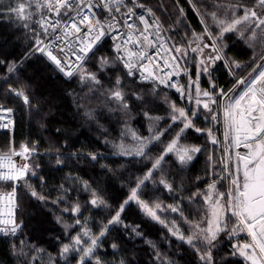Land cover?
Returning a JSON list of instances; mask_svg holds the SVG:
<instances>
[{
    "label": "snow or ice",
    "instance_id": "snow-or-ice-1",
    "mask_svg": "<svg viewBox=\"0 0 264 264\" xmlns=\"http://www.w3.org/2000/svg\"><path fill=\"white\" fill-rule=\"evenodd\" d=\"M131 3L132 7H129L125 0H14L7 6L8 13L21 21L22 26L26 29L35 32V28L32 27V24H35L45 34H49L50 30L52 34H55L58 29L61 30L62 36H55V39L64 38L71 56H68L64 47L58 46L59 51L65 54V59L62 61L53 55L50 50L51 45L45 44L42 39L35 41L33 51L46 54L66 76L71 77L76 74L81 81L87 82L90 86L102 87L98 74L89 71L87 64L94 60L99 69L103 71L105 68H115L116 61H119L123 65L126 76H138L142 81H150L154 85L175 89L181 100L192 104L190 109L180 107L165 96L164 100L168 103L169 120L171 121L167 127H159L157 124L156 127L150 128L151 135L149 137L139 136L135 130L127 128L125 135H131L137 143L133 149H128L123 144L119 145L121 153L141 156L146 159L151 158L150 146L154 142H161V137L167 132L171 131V135L164 143L160 155L152 158L149 170L142 178L137 179L136 188L132 189L128 199L120 205L115 215L108 220L107 225L98 234H93L86 223H81L79 202L70 205L71 214L77 219L72 224H65V230L67 232L78 225L80 227L79 231L70 237L69 243L62 245L60 256L68 264H71L69 257L75 260V264H103L97 254L98 249L102 246V238L108 233L109 226L117 224L126 226L123 225L120 214L124 211V206L132 201L139 205L146 215L168 228V231L177 240L190 246L196 252L200 264H232V258L235 257L242 258L244 264H264V64H257L252 69L255 75L250 73L251 79L247 82L245 79L237 78L236 87L245 85L239 93H236L235 87L229 89L228 92H225L224 89H218L217 92L218 95L229 101L223 106L225 156L221 158L227 175L218 178V180L226 179L230 184L227 199L225 200V193L217 189L218 180L209 183L205 193H194L190 199L201 195L207 206L204 218L199 222H194L184 216L183 210L178 204L164 205L156 201L149 204L141 200L138 195V190L142 186L157 182L153 180V173L161 175L162 168L167 164L166 156L174 157L176 162L184 167L198 153L206 150L200 145L182 142V140L188 139L189 130L197 134H205L214 145L221 143L211 128L202 129L195 123L198 118L213 123L219 122V111L212 107L217 104L216 96L208 89H201L200 75L201 72L207 75L210 87L216 89L217 85L212 82L210 69L215 67L217 61H222L225 66H228L230 72L234 68L242 67L239 62L229 61L226 56L225 49L228 45L225 42V35L235 34L240 39L255 40L257 39L256 29H260L264 35V0H253L251 5L244 3L243 0H212L205 12H200L197 5L192 4V0H189L200 16V23L204 26L203 32L197 34L193 31L192 38L187 41V44L179 46L174 43L169 46L163 39L161 36L162 25L158 22V18L150 24L146 16H137L136 14V9L140 8L154 16L151 9L146 8L143 3H137L136 0H131ZM85 8L88 9V12L83 11ZM122 8L126 10L121 12ZM44 9L54 13L56 17H61L63 14L69 18L70 23L62 20L53 22L50 16L44 15ZM95 9H103L111 17V20L106 17L102 21L96 15ZM182 12L183 9H181ZM70 13H75V16H70ZM116 13H121L123 19L118 18ZM76 17H79L78 22ZM133 17H136L139 25L135 21L129 22ZM212 25H215V31L212 30ZM122 27H126L127 31H120ZM150 29L155 31H150ZM249 32L250 35H246ZM71 37L75 39L69 42ZM106 38L113 42V48L117 54L113 60L107 56H97V52L103 46ZM150 48L157 49L153 56L148 54ZM205 49H210L207 55H205ZM189 50L198 53L201 57L197 65L195 80L188 75L187 67L181 66V61L188 57ZM161 52L166 53V56H161ZM260 59L264 60V56H261ZM0 63L3 62L0 61ZM257 69H259L258 72ZM14 70L15 64L8 68L9 72ZM181 73L188 76L186 85L180 84L178 80H173L174 76L178 77ZM114 85L113 88L106 90L107 98L115 101L119 110L127 112L129 106L120 76H116ZM10 91L16 96L22 97L25 104L30 102L29 96L23 89H10ZM150 94H156L155 87ZM201 97L207 99H201ZM134 98L141 102L144 101L142 94H134ZM202 110L211 115L201 117ZM11 111L10 108L0 106V112L11 113ZM144 115L148 116L147 113ZM4 118V116H0V120ZM148 118L156 122L164 119L163 117ZM11 123L12 121L9 120L8 124H0V127L7 128ZM173 125L176 127L173 128ZM240 148L246 151L241 153ZM233 150L235 151L233 152ZM35 152L34 146L30 147L25 143L21 144L18 150L15 147H10L7 153H0V189L5 184H8L10 188L9 191H0V233L5 235H15L22 228V222L17 220L18 184L22 182V186L29 189L32 197L39 200L46 199L27 180L30 175H36L35 169L39 167L31 163ZM89 156L92 160H96L94 154H89ZM14 157H20V163H17ZM209 159L211 160V157ZM56 162L62 164L63 160L58 157ZM158 183L169 192L173 191L172 185L164 178L161 177ZM82 187L92 194V198L88 202L91 206L108 207L103 196L92 189L87 182H84ZM64 211L68 212L69 208H65ZM165 212L178 213L181 219L189 224L190 234L185 236L175 221H168L167 217L162 218L161 214ZM58 222H60L59 218ZM132 231L136 232V228H132ZM240 233H246L251 238L250 242L233 243L230 254L217 251L221 234L233 239ZM137 234L139 235V233ZM111 247L115 249L117 245L113 244ZM214 252H217L215 257ZM157 259H160L159 255H157ZM121 264L124 262L121 261ZM168 264H173V262L169 261Z\"/></svg>",
    "mask_w": 264,
    "mask_h": 264
},
{
    "label": "trees",
    "instance_id": "trees-1",
    "mask_svg": "<svg viewBox=\"0 0 264 264\" xmlns=\"http://www.w3.org/2000/svg\"><path fill=\"white\" fill-rule=\"evenodd\" d=\"M204 1L208 5L212 0ZM141 2L152 11L159 9L156 12L162 21L169 25L170 30L176 29L174 37H182L186 27L201 32L199 17L187 0H166L164 4L156 2L157 7L151 6L148 0ZM160 3L165 11L164 6H168L166 13L162 12ZM193 3L202 11L198 0H193ZM181 9L183 25H176ZM38 29L40 39H43V31ZM37 39L30 29L0 14V61L3 62L0 63V104L12 107L16 112L14 131H0V153H7L10 147L18 150L25 143L34 146L36 152L31 163L39 167L35 169L36 175H30L27 180L46 198L39 200L32 197L29 189L21 186L17 220L22 222V233L15 238H0V264H68L60 256L61 248L69 243L80 226L66 232L57 217L62 216L66 224L74 223L77 217L65 213L64 209L71 211L70 205L79 202L81 223H86L93 234H98L136 188L137 179L149 170L152 158L161 153V144L156 143L150 147L151 158L148 159L118 155L114 145L121 140L124 128L131 126L143 132L147 120L144 113L164 116L166 110L162 100L166 94L180 104L177 95L169 89L129 79L119 62L116 69L107 71L109 76L101 77V88L88 90L89 87H84L77 77L60 73L43 53L34 52ZM232 47L230 51L236 60L250 61L251 50H245L240 42H235ZM261 54L259 52L256 58ZM97 56H113L109 39H105ZM252 62L249 64L252 65ZM13 64L15 70L9 72L8 68ZM116 76L122 78V86H126L131 93L127 96L129 113L117 111L113 102L100 93L107 84L104 82L108 80L113 85ZM214 78L223 89L230 88L235 82L223 67L214 71ZM154 87L156 94L152 95ZM10 89H23L30 102L25 104L22 97L13 94ZM134 94H142L144 101L136 100ZM197 123L205 128L202 121ZM219 135L221 138V131ZM187 137L182 142L208 147L205 134L191 130ZM207 151H201L190 165L184 167L174 157H167V167L162 168L161 175L153 173V180L157 182L147 183L139 189L140 198L149 203L178 204L189 221L199 219L202 214L199 195L194 199L190 197L200 193L204 181L210 178ZM89 154H94L96 160H92ZM214 156L220 164L222 155L216 151ZM58 157L63 160L62 164H57ZM161 177L171 183L172 192L158 183ZM84 182L103 196L108 207H93L88 203L92 194L82 187ZM174 220L182 231H187L189 224L178 213L169 217V221ZM121 221L126 226H109L108 233L102 238L97 254L103 264H121V261L124 264H168L169 261L173 264H200L190 246L173 237L165 226L150 219L134 203L129 202L125 206ZM132 228H136V232ZM113 244L117 245L115 249L111 247ZM230 244L224 242L219 252L230 254ZM216 255L217 252L214 257ZM69 260L75 264L72 257ZM232 264L244 262L235 257Z\"/></svg>",
    "mask_w": 264,
    "mask_h": 264
},
{
    "label": "rangeland",
    "instance_id": "rangeland-1",
    "mask_svg": "<svg viewBox=\"0 0 264 264\" xmlns=\"http://www.w3.org/2000/svg\"><path fill=\"white\" fill-rule=\"evenodd\" d=\"M165 1L166 0H148V3H150L151 6L154 5L155 7H157V4H155L156 2L157 3L158 2H161V3L164 4ZM13 2H14V0H0V14L3 13V14H5V17H7L9 20H13L14 22H18L19 24H22L21 21H18L17 18L14 15L9 14L8 11H7V6L10 3H13ZM187 2L189 4L190 8L197 14V10L192 7V5L189 3V0H187ZM204 2H205L204 0H198L199 6L202 9V11H200V12H205L206 10H208V6L212 3V1H209L208 2V5L207 4L205 5ZM243 2L246 3V4H248V5H251L252 2H253V0H243ZM161 3H160V7H161ZM192 4H194L193 3V0H192ZM167 7L168 6H166V7L164 6V8H166V11L168 10ZM32 10L34 11L35 9L33 8ZM45 11H47V9H44L43 10L44 13H45ZM153 11H154L155 15L157 16L160 24L162 25V30L164 32V35H165L166 40H168L170 44H173L174 43L177 46H179V45H186L187 44V41H189L192 38V32L193 31L195 33H197V34H202V32H203V27L204 26L200 23V25H201V32H196L194 29H190L189 27H186L185 32L183 31V33H182V37L176 38V37L173 36V34L176 33V31H175L176 29L175 28H172V30H170L168 28L169 25H166L162 21V17H160V15L156 12V11H159V9L155 8ZM166 11H165V9L162 8V12L166 13ZM238 15H239V13H238ZM179 16H180V18L178 17L175 23H176V25H178L179 23L183 25L182 20L184 19L183 18L184 16H183V12L181 13V10H180ZM198 17H199V22H200V16L198 15ZM208 20H209V23H211L210 18H208ZM32 27L35 28V32L32 31L33 34L35 35V37H37L38 39H40V33H39L40 30L38 29L39 27L37 25H35V24H32ZM212 30L215 31V25H212ZM256 33H257V39H255V40H244V39H240L237 36H235V34H226L225 35V42L228 45V47L225 49L226 56L229 58V61L235 60V61L239 62L242 65L243 68L242 67L241 68H234L233 71L230 72L228 66H225L222 61H217L215 67H213L212 69H210L211 77H212V82H214L217 85V88L216 89H213V88L210 87L209 80H208V76L205 75L203 72H201L200 80H199L200 87H201L202 90L203 89H208L209 91L213 92V94L216 96L217 104L216 105H212V107H213L214 110H218L219 111V116H218L219 122L213 123V122H211L209 120H205L203 118H198L195 121V123H196V126L200 127V125H198L197 122L198 121H202V124L205 125V128H211L212 129L213 134L216 136V138L219 141H221V143H218V144H215L214 145V144L211 143L210 138L207 137L206 142H207L208 147H206V151H207V148H208V151L206 153H208L207 154L208 156H206V161H207V163H210V166H209V168H210V178L208 180H205L204 181L205 182V185L203 186V189H201L200 193H205L207 191V188H208V184L209 183H212L213 181H217L220 176H226L227 175V173L224 171V167H223L222 160H221L220 164H217L216 156H214V152L217 151V153H220L222 155L221 158L225 156L224 144H223V133H224L223 106L226 105L229 101H228V99H226L224 97H221L220 95L217 94L218 89H223V88L218 85L216 79L214 78V71L216 69L220 68V67H223L225 70H227L229 72V74L231 75V77L233 79H235V82L230 86V88L224 89L225 92H228L229 89H233L234 87H235L236 93H239L240 91H242L243 88L245 87V85H240V86L236 87V80H237V78L245 79V81L247 82L248 80L251 79L250 73L252 75H255V73L252 72V69L257 64H264V60H261L260 59L261 56H264V35H262L260 29H256ZM246 35H250V32L249 33H246ZM205 40H207V37H205ZM235 42H240L242 44V46L245 48V50H251L252 51L251 59L249 61V62H252L253 61L252 62V65H250L249 62H243V61L241 62V61H238V60H236L234 58V56H233V54L231 53L230 50H231V48H233L232 46H233V44ZM193 46H195V45H193ZM112 50H113V56H108V58L110 60H113L116 57L113 48H112ZM209 51H210V49H205V55H207ZM259 52H262V54L258 58H256V56L258 55ZM200 58L201 57L199 56L198 53H193V52H191L189 50L188 57L185 60L181 61V65L183 67L184 66L187 67L188 75L191 76V78L193 80L196 79L197 65H198V62H199V59ZM117 66H118V61H116L115 69H116ZM87 68H88L89 71L96 72L98 74V78L100 80H101V77L102 76H105V75L106 76H109L107 74V71H109L111 69V68H105L103 71H101L94 60L93 61H90L87 64ZM258 71H259V69H257V72ZM123 72L125 74V71L124 70H123ZM120 75L122 76V74H120ZM74 76L77 77L80 80V78L76 74L73 75V76H71V77H74ZM128 78L129 79L135 78L137 80V82H139L141 84L154 85L152 82H145V81L139 80L137 77H128ZM123 79H124V77H123ZM187 80H188V76L184 75V77L182 79V84L186 85L187 84ZM80 82H81V84L84 87H89L88 90H97V88L100 87V86H90L87 82H84V81H81V80H80ZM104 83H107V84H105V87L102 90H100V93L107 98V92H106V90L113 88L115 85L114 84L112 85L110 83V81H108V80L106 82H104ZM154 86L155 87H158V85H154ZM122 87H123V91L125 92V98H126V100L128 102V106H129L127 112H125V111H122V112L129 113L130 105H129V100L127 99V96H129L131 93L126 88V86H122ZM193 95H194V93H193ZM229 95H232V94L229 93ZM166 96L168 97L169 101L175 102L174 99H172L169 95L166 94ZM177 99L180 102V104L175 102L178 106H180V107H186V108H189V109L192 107V104H188L185 100H181L179 97ZM201 99H205L206 100L207 98L206 97H201ZM111 102H113V105L115 107H117L115 101H111ZM162 104L164 105V108L166 110L165 115L164 116H158V115H148V116H146V119L147 120H146V128H145V131H143V132L142 131H139L136 128L131 127V126H127L126 128H124V132L122 134L121 140L114 145V150L116 151V153L118 155L125 156V157H133V156H135V155L122 154L121 151H120V148L118 147L121 144H123L128 149H133L136 146V143L137 142L132 139L131 135H125V132L127 131V128H131L132 130H135L136 133L139 136L149 137L151 135L150 128L156 127L157 124H158L159 127H167V125L169 123H171V121L169 120V106H168V103H166L165 100L163 99L162 100ZM117 111H121V110H119L118 107H117ZM204 115H211V114L205 113L202 110L201 113H200V116L203 117ZM148 117H163L164 119H161L158 122H156V121L150 120ZM175 127L176 126L173 125V128H175ZM189 131H191V130H189ZM220 131H221V138H220V135H219L220 134ZM170 135H171V131L165 133V135L163 137H161V142H154L152 145H154L156 143L157 144L160 143L161 144V150H162L164 148V143L167 142V140L170 138ZM183 143H186V142H183ZM234 151L235 150H233V152ZM239 151L241 153H243L246 150L243 149V148H240ZM202 152H203V150H202ZM199 154L200 153H198L194 157V159L188 165H190L196 159V157ZM167 157H169V156H166L165 157V160L167 159ZM209 157H211V160L209 159ZM16 158L18 160V163H20L21 158L20 157H16ZM165 167H167V164L163 167V169H165ZM169 184H171V183H169ZM229 187H230V184H229V182L226 179H219L218 180L217 189L219 191H222V192L225 193V200L227 199V192L229 190ZM138 195H139V190H138ZM199 198L201 200V205H202V211H201L202 214H201V217L199 219L194 220V222H199L202 218H204L205 213H206L207 206L204 204V201H203L201 195H199ZM130 202L131 203H134L135 205H137L135 202H132V201H130ZM149 204H152V203H149ZM125 206H124V208H125ZM137 206L145 214V212L142 210V208L139 205H137ZM65 213L70 214L71 211H68V212H65ZM121 214H122V212H121ZM121 214H120V219H121ZM173 214L174 213H172V212H165V213H162L161 214V217L162 218L167 217V220L169 221V217L170 216H173ZM146 216H148V215H146ZM57 218H59V221L61 222V224L63 226L66 224L64 222V219H63L62 216H58ZM149 218L152 219L151 217H149ZM176 224H177V222H176ZM161 225H163V224H161ZM202 226H204V225H202ZM229 226L231 227V225H229ZM182 232L184 233L185 236L189 235L190 234V226L188 227L187 231H182ZM250 240H251V238L249 236H247L246 233H240L238 236L234 237L233 239H229V238H227L225 236V234H221V236H220V243L217 246V251L218 252L220 251V248L223 246V243L224 242H229V243H231L230 245H232L233 243H236V242H240V243L250 242ZM215 253L216 252H214L213 255ZM237 258H239V257H237ZM239 259L242 260V258H239Z\"/></svg>",
    "mask_w": 264,
    "mask_h": 264
},
{
    "label": "built area",
    "instance_id": "built-area-1",
    "mask_svg": "<svg viewBox=\"0 0 264 264\" xmlns=\"http://www.w3.org/2000/svg\"><path fill=\"white\" fill-rule=\"evenodd\" d=\"M136 2H137V3H141V0H136ZM125 3H126L129 7H132V6H133L132 3H131V0H125ZM146 8H149V7L146 6ZM149 9H150V8H149ZM125 10H126V9H123V8H122V9H121V12H123V11H125ZM83 11H84V12H88V9L85 8V9H83ZM94 11L96 12V15H97L102 21L105 20L106 17H107L108 20H111V17L108 16V14H107L103 9H95ZM151 11H152V10H151ZM152 13H153V11H152ZM136 14H137V16H139V15H144V16H146V18H148L150 24L153 23L154 21H156V19H157V17H156L155 15L152 16V15H150L148 12H146L144 9H140V8H137V9H136ZM44 15H45V16H50V17L52 18V21H53V22H55L56 20H62L63 22L70 23L69 18L63 16V14L61 15V17H56L54 13H50V12H47V13L44 14ZM69 15H70V16H75V13H70ZM116 16H117L118 18L123 19V17L121 16V13H116ZM76 19H77V22H78L79 17H76ZM133 21H135V22L139 25V21L136 20V17H133L132 20H130L129 22L131 23V22H133ZM158 22H159V20H158ZM159 23H160V22H159ZM160 25H161V24H160ZM141 27H142V25H141ZM120 31H122V32H126L127 29H126V27H122V28L120 29ZM150 31H153V32H154L155 30H154V29H150ZM43 34H44V37H43L42 40L45 42V44H49V45H51L50 50L52 51L53 55H56L58 58H60V59L63 61V60L65 59V54L59 51V47H64V48H65V52L68 54V56H71V52L69 51L68 47L65 45L64 38L62 37L60 40H56V39H55V36H58V35L62 36V32H61V30L58 29L57 32H56L55 34H52V33H51V30L49 31V34H45V33H43ZM161 36L163 37V39H164L165 41H167L168 45L171 46V44L169 43V41L166 40L162 28H161ZM74 39H75L74 37L69 38V42L74 41ZM109 40H110V39H109ZM110 41H111V40H110ZM111 43H112V48H113V42L111 41ZM58 46H59V47H58ZM113 49H114V48H113ZM156 51H157L156 48H150V49H148V54H149L150 56H153V55L156 53ZM114 52H115V50H114ZM44 55L49 59V57H48L46 54H44ZM116 55H117V54H116V52H115V56H116ZM160 55H161V56H166V53L161 52ZM73 59H74V57H73ZM157 59H159V58H157ZM49 60H50V59H49ZM50 61H51V60H50ZM51 62L56 66V64H55L53 61H51ZM118 62H119V61H118ZM119 63H120V62H119ZM120 64H121V63H120ZM121 66L123 67L122 64H121ZM181 66H182V65H181ZM182 67H183V66H182ZM56 68L58 69V71H59L60 73H62L63 75H65L63 72H61V71L59 70V68H58L57 66H56ZM73 75H75V74H73ZM184 75H185L184 73H181L178 77H175V76H174V77H173V80H178L179 83L182 84V79H183ZM65 76H66V75H65ZM137 78H138V76H137ZM138 79H139V78H138ZM139 80H140V79H139ZM145 82H150V81H145ZM158 86L165 88L163 85H158ZM166 89H169V90L173 91V92L179 97V93H177V92L175 91V89H172V88H166ZM0 106H2V107H4V108H10V109H12L11 113H3V112H0V116H4V117H5L4 119L0 120V124H8V123H9V120L12 121V123L10 124L9 127H7V128L0 127V131H4V132H13L14 129H15V116H16L15 109L12 108V107L3 106V105H1V104H0ZM14 159H15V160L17 161V163H18L17 158L14 157ZM9 183H10V182H9ZM21 186H22V182H21V184H18V185H17V199H18V197H19V189L21 188ZM9 190H10V188H9L8 184H5L4 187H3L2 189H0V191H9ZM18 210H19V208H18ZM17 214H18V211H17ZM21 233H22V228H21V230H19L15 235H5V234H3V233H0V238H15V237L19 236Z\"/></svg>",
    "mask_w": 264,
    "mask_h": 264
}]
</instances>
